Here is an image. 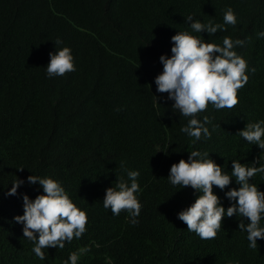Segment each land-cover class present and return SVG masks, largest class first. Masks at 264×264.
Segmentation results:
<instances>
[{
	"label": "trees",
	"instance_id": "obj_1",
	"mask_svg": "<svg viewBox=\"0 0 264 264\" xmlns=\"http://www.w3.org/2000/svg\"><path fill=\"white\" fill-rule=\"evenodd\" d=\"M229 7L238 24L202 35L220 44L226 36L246 40L235 50L255 72L248 71L234 108L209 104L198 114L201 120L209 116L216 130L193 144L180 130L188 118L174 112L167 93L156 91L155 77L163 70L159 57L171 55L177 31H191L184 17L223 23ZM110 16L117 18L107 22ZM261 31L264 0H0V264H65L73 251L80 252L78 264H264V240L249 248L240 217H224L211 240L190 232L177 213L198 193L178 190L167 178L171 165L193 150L209 152L229 174L232 160L258 166L264 157L237 133L246 123L264 120ZM58 37L72 49L77 70L49 79L46 66ZM122 162L140 172L137 225L126 211L116 216L103 206L117 176L127 179ZM31 174L62 182L88 216L82 237L63 249H44L45 260L35 256L14 220L24 211L22 195L34 199L43 191L27 183ZM17 177L25 183L16 195H5ZM250 182L264 190V174ZM231 187H238L235 178L225 190L213 189L225 208Z\"/></svg>",
	"mask_w": 264,
	"mask_h": 264
},
{
	"label": "clouds",
	"instance_id": "obj_2",
	"mask_svg": "<svg viewBox=\"0 0 264 264\" xmlns=\"http://www.w3.org/2000/svg\"><path fill=\"white\" fill-rule=\"evenodd\" d=\"M116 18L106 17V21ZM184 18L191 31H177L171 37V55L162 54L159 57L163 70L155 77V85L158 93H167L166 99L174 101L171 108L178 110L174 112L188 118L187 124L180 130L196 144L202 139H211L216 130L209 116L205 115L201 120L198 114L204 112L209 104L216 110L234 108L239 103L238 90L248 83V71L254 73L255 68L249 69L246 59L235 50L243 47L246 40L226 36L220 44L206 41L202 35L206 31L210 37L218 31H227L229 25L235 27L239 20L231 7L225 11L223 23H203L192 14ZM193 33H200L201 36ZM257 35L264 38V31ZM54 42L55 51L49 53L50 61L46 66L49 79L77 70L72 49L62 46L64 42L59 37ZM22 57L23 52L11 62H17ZM154 96L156 105H160L161 98ZM209 125H212L211 130ZM237 133L248 144L264 152V120L246 123ZM164 152L167 154V151ZM262 161L264 157L260 156L258 166L257 161L250 166L241 163V160H232L229 174L210 157L209 152H189L187 159L181 158L171 165L167 176L170 184L178 187V190L191 187L194 193H198L190 205L177 213V218L200 239L211 240L221 229L223 218L235 215L241 218L238 219V228L247 233L249 248L257 249L258 239L264 240V224L261 223L264 221V190L250 181L258 173L264 174ZM121 167L125 168L127 179L117 176L115 186L106 189L103 206L116 216L126 211L129 222L137 225L143 207L139 200L142 192L138 182L140 172L127 169L123 162ZM233 178L238 187L225 191V197L230 201V206L225 208L213 189L216 186L225 190ZM24 183V179L17 177L5 195H16ZM27 183L38 184L43 191L34 199L24 193L23 214L16 215L14 220L22 225L23 237L32 242L35 256L45 260L44 249H63L66 243L82 237L87 231L88 216L69 197L62 182L50 176L31 174L27 177ZM79 260L80 252L73 251L65 264H78Z\"/></svg>",
	"mask_w": 264,
	"mask_h": 264
}]
</instances>
